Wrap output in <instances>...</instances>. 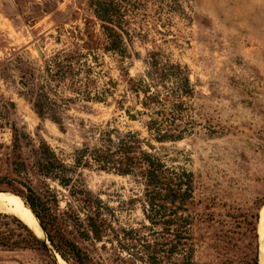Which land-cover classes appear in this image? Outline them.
I'll use <instances>...</instances> for the list:
<instances>
[{
  "label": "rangeland",
  "instance_id": "1",
  "mask_svg": "<svg viewBox=\"0 0 264 264\" xmlns=\"http://www.w3.org/2000/svg\"><path fill=\"white\" fill-rule=\"evenodd\" d=\"M89 1L0 0V176L24 179L40 194L49 186L57 192L61 210L67 209L68 190L36 171L34 148L45 139L72 163L75 149L88 141L86 134L93 125L111 122L121 129H141L116 108L128 79L122 69L137 76L145 70L148 51L162 46L189 66L196 87L190 101L200 122L196 132L167 144L168 157L174 160L170 162L194 171L198 181L195 210L201 217L194 228L195 264H240L249 249L234 217L259 213L264 223V0H178L173 9L169 5L176 0H146L148 16L139 20L142 35L134 41L139 55L122 61L100 52L108 76L118 81L116 99L109 98L110 104L78 101L64 110L59 124L33 110L22 80L24 72L38 74L57 50L82 43L73 31L85 33L88 25L95 30L97 43L102 41ZM128 102L135 103V97L130 95ZM10 103L12 110L7 109ZM9 122H15L24 142H30L23 144L29 169L21 175L12 165ZM80 171L89 189L115 210L121 225L140 226L145 200L136 178L95 168ZM0 212L19 217L38 236H45L39 219L5 184H0ZM77 240L96 259L118 264L110 243L105 249L103 243ZM0 264L69 263L40 249L0 248Z\"/></svg>",
  "mask_w": 264,
  "mask_h": 264
},
{
  "label": "trees",
  "instance_id": "2",
  "mask_svg": "<svg viewBox=\"0 0 264 264\" xmlns=\"http://www.w3.org/2000/svg\"><path fill=\"white\" fill-rule=\"evenodd\" d=\"M146 2L89 1L100 22L102 41L97 43L95 30L88 25V34L76 28L73 33L82 43L74 42L54 52L38 74L24 72L25 97L40 117L60 124L64 110L78 101L110 104L109 98L116 99L118 81L108 76L100 52L115 54L122 61L139 55L134 41L142 35L139 20L148 16ZM175 3L179 1L169 7L173 9ZM145 63V70L135 77L126 67L122 69L127 84L115 102L116 108L128 120L140 123L141 129H121L111 122L93 125L86 134L88 141L75 149L72 163L60 157L45 139L34 148L32 165L36 171L68 190L67 209L61 210L57 192L49 186L40 194L24 179L0 176V184L7 185L32 209L49 241L19 217L0 212V248L40 249L52 257V253L59 254L69 264H106L92 256L78 238L103 243L105 249L110 243L118 264H195L194 228L201 217L195 210L198 181L194 171L170 162L167 144L196 132L200 122L192 114L195 107L190 102L196 87L189 66L162 46L149 50ZM130 95L135 103L128 102ZM14 108L10 103L7 109ZM9 125L15 152L12 165L21 175L29 169L23 144L30 142H24L25 136L15 122ZM84 168L136 178L143 186L145 200L140 226L119 223L115 210L87 186L80 171ZM259 220V213L234 217L240 238L249 249L240 264H259Z\"/></svg>",
  "mask_w": 264,
  "mask_h": 264
},
{
  "label": "water",
  "instance_id": "3",
  "mask_svg": "<svg viewBox=\"0 0 264 264\" xmlns=\"http://www.w3.org/2000/svg\"><path fill=\"white\" fill-rule=\"evenodd\" d=\"M42 56H43V53H42ZM19 196V195H18ZM21 199H22V197L21 196H19ZM23 200V199H22ZM23 202H24V200H23ZM31 209V208H30ZM31 211H32V209H31ZM33 212V211H32ZM33 214H34V212H33ZM36 216V215H35ZM37 217V216H36ZM39 225H40V227L42 228V226H41V224H40V222H39ZM258 226H259V243H260V245H259V264H260V262H261V256H262V245H263V243H264V237L263 236H261V232H260V229H261V227H262V216H260V220H259V224H258ZM42 230H43V232L45 233V231H44V229L42 228ZM40 237V236H39ZM42 239H44L48 244H49V241H48V239L46 238V235L44 236V237H41ZM52 253V252H51ZM53 254V257H54V259L57 261V258H58V256H60L59 254H55V253H52ZM62 258V257H61ZM64 260V259H63ZM58 263H60L59 262V259H58Z\"/></svg>",
  "mask_w": 264,
  "mask_h": 264
},
{
  "label": "bare ground",
  "instance_id": "4",
  "mask_svg": "<svg viewBox=\"0 0 264 264\" xmlns=\"http://www.w3.org/2000/svg\"><path fill=\"white\" fill-rule=\"evenodd\" d=\"M8 193V192H7ZM11 196H12V198L13 197H16L14 194H11ZM16 199V198H15ZM26 214V213H25ZM26 217V216H25ZM31 219V218H30ZM33 221V220H32ZM34 222H36L35 221V219H34ZM260 232H261V236H263L264 237V223L262 222V227H261V229H260ZM260 264H264V246L262 245V256H261V262H260Z\"/></svg>",
  "mask_w": 264,
  "mask_h": 264
}]
</instances>
